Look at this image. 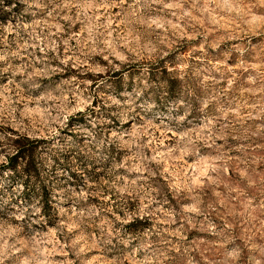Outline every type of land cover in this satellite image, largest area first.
<instances>
[{
  "label": "rangeland",
  "instance_id": "1",
  "mask_svg": "<svg viewBox=\"0 0 264 264\" xmlns=\"http://www.w3.org/2000/svg\"><path fill=\"white\" fill-rule=\"evenodd\" d=\"M0 264H264V0H0Z\"/></svg>",
  "mask_w": 264,
  "mask_h": 264
},
{
  "label": "trees",
  "instance_id": "2",
  "mask_svg": "<svg viewBox=\"0 0 264 264\" xmlns=\"http://www.w3.org/2000/svg\"><path fill=\"white\" fill-rule=\"evenodd\" d=\"M13 153L8 157L7 168L12 172H20L21 178L23 175L25 180L31 179L33 174H36V158H35V141H30L29 139L17 138L14 140ZM33 178V177H32ZM24 179V178H23ZM38 199L42 203V209L45 211L48 209V206L51 202V194L48 193V190L45 187H42L40 192L37 195Z\"/></svg>",
  "mask_w": 264,
  "mask_h": 264
}]
</instances>
